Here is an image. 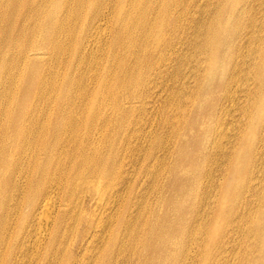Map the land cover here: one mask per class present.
<instances>
[{
    "label": "bare ground",
    "instance_id": "1",
    "mask_svg": "<svg viewBox=\"0 0 264 264\" xmlns=\"http://www.w3.org/2000/svg\"><path fill=\"white\" fill-rule=\"evenodd\" d=\"M0 264H264V0H0Z\"/></svg>",
    "mask_w": 264,
    "mask_h": 264
},
{
    "label": "rangeland",
    "instance_id": "2",
    "mask_svg": "<svg viewBox=\"0 0 264 264\" xmlns=\"http://www.w3.org/2000/svg\"><path fill=\"white\" fill-rule=\"evenodd\" d=\"M158 104V103H157ZM157 107V106H156ZM155 109L154 110H152V114L150 115V120L154 123V125L156 124V119H155ZM153 119V120H152ZM155 121V122H154ZM138 165V164H137ZM136 166V165H135ZM91 203H93V204H91V207H92V209H94V211H99L100 210V207H101V202L99 203V201H98V199H95L93 202H91ZM81 232V231H80ZM75 235H76V233H75ZM73 236L72 237V240H73V248L76 250L77 249V243H75V241H77V240H79V237H80V235L79 234H77V236ZM75 240V241H74ZM78 242V241H77ZM77 246V247H76Z\"/></svg>",
    "mask_w": 264,
    "mask_h": 264
}]
</instances>
